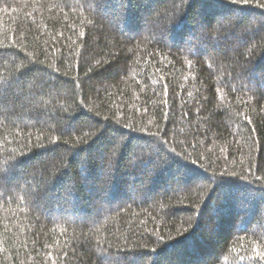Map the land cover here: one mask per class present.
Wrapping results in <instances>:
<instances>
[{"label": "trees", "instance_id": "obj_1", "mask_svg": "<svg viewBox=\"0 0 264 264\" xmlns=\"http://www.w3.org/2000/svg\"><path fill=\"white\" fill-rule=\"evenodd\" d=\"M258 3L0 0V264H264Z\"/></svg>", "mask_w": 264, "mask_h": 264}, {"label": "snow or ice", "instance_id": "obj_2", "mask_svg": "<svg viewBox=\"0 0 264 264\" xmlns=\"http://www.w3.org/2000/svg\"><path fill=\"white\" fill-rule=\"evenodd\" d=\"M252 2V0H231V3L234 4V5H237V6H240V8L242 9L243 6H248L250 5ZM258 7H260L261 9H264V3H258ZM81 35H84V33H80ZM2 102V101H0ZM246 119H248L246 117ZM101 133H97L96 136L100 135ZM161 141V138L159 136V134H151V136L148 138V142L149 144H159V147L162 149L163 145L162 143H160ZM115 151V150H114ZM169 155H177L174 153V150L173 152L169 153ZM181 158H183L185 160V157L183 156H179ZM16 166V164H13L10 166V168H14ZM235 175V174H233ZM10 174L8 171H0V187H2L4 185V182L5 181H8L10 180ZM220 177H224L223 174H221L220 176H218L217 178H220ZM257 255L261 258V259H264V252H257Z\"/></svg>", "mask_w": 264, "mask_h": 264}]
</instances>
